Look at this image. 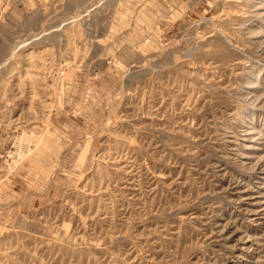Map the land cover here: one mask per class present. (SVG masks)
<instances>
[{"label":"rangeland","instance_id":"1","mask_svg":"<svg viewBox=\"0 0 264 264\" xmlns=\"http://www.w3.org/2000/svg\"><path fill=\"white\" fill-rule=\"evenodd\" d=\"M0 264H264V0H0Z\"/></svg>","mask_w":264,"mask_h":264}]
</instances>
